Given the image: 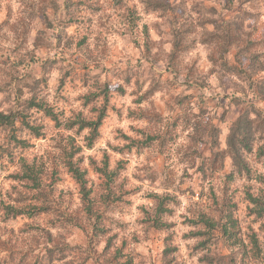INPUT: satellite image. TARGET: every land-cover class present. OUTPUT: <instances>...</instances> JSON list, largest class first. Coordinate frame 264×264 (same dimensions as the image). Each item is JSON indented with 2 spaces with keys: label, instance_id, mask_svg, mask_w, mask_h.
Here are the masks:
<instances>
[{
  "label": "clouds",
  "instance_id": "obj_1",
  "mask_svg": "<svg viewBox=\"0 0 264 264\" xmlns=\"http://www.w3.org/2000/svg\"><path fill=\"white\" fill-rule=\"evenodd\" d=\"M0 264H264V0H0Z\"/></svg>",
  "mask_w": 264,
  "mask_h": 264
}]
</instances>
